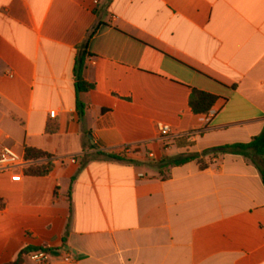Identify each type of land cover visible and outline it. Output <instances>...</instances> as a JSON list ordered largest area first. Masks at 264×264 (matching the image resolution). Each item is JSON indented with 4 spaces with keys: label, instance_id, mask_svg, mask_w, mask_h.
<instances>
[{
    "label": "crops",
    "instance_id": "crops-1",
    "mask_svg": "<svg viewBox=\"0 0 264 264\" xmlns=\"http://www.w3.org/2000/svg\"><path fill=\"white\" fill-rule=\"evenodd\" d=\"M194 91L216 98L208 115ZM263 130L264 0H0V145L50 157L43 177L0 172V264L29 248L52 264H264L250 161L158 170Z\"/></svg>",
    "mask_w": 264,
    "mask_h": 264
},
{
    "label": "trees",
    "instance_id": "trees-1",
    "mask_svg": "<svg viewBox=\"0 0 264 264\" xmlns=\"http://www.w3.org/2000/svg\"><path fill=\"white\" fill-rule=\"evenodd\" d=\"M94 35L91 34L90 38ZM87 45L80 47L79 54L75 61L74 67V77H75V90L77 93V112L81 118L85 115V106L79 101L78 96L82 93L91 91L94 87L89 85L83 78L84 63L87 56ZM216 98L205 94L202 92L194 91L190 98V107L194 114L196 115H208L212 109L215 107ZM223 154V155H234L240 156L244 159L250 161L259 171L261 179L264 185V130L262 134L254 139L248 144H234L221 147L218 149H213L205 152L203 155H187L177 158H167L158 164V170L161 176L165 177L166 172L172 168L181 167L191 162L198 163L202 169H206L204 165V159L207 156ZM26 158L28 160H38V159H49L48 155H45L34 149L26 150ZM111 159H118L115 156H109ZM50 171V166L45 167H32L26 171V175L43 177L46 176ZM36 249H26L24 250L16 262L12 264H22L23 257L36 252Z\"/></svg>",
    "mask_w": 264,
    "mask_h": 264
},
{
    "label": "built area",
    "instance_id": "built-area-1",
    "mask_svg": "<svg viewBox=\"0 0 264 264\" xmlns=\"http://www.w3.org/2000/svg\"><path fill=\"white\" fill-rule=\"evenodd\" d=\"M51 118L56 117V113H50ZM158 136L162 140H168L173 136L172 129L169 125L159 123L156 125ZM48 161V159L28 160L25 155L17 153L14 149L0 145V172L12 173L22 171L26 173L30 168L38 167L39 162ZM14 182L21 181V175L16 174L12 177ZM33 264H52V256L47 251H38L29 255ZM65 262H69V256L64 257Z\"/></svg>",
    "mask_w": 264,
    "mask_h": 264
}]
</instances>
